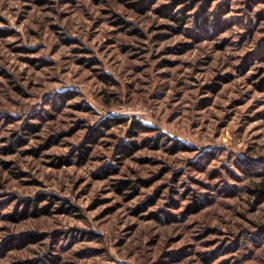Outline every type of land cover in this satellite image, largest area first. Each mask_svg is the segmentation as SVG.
Listing matches in <instances>:
<instances>
[{
	"label": "rangeland",
	"instance_id": "obj_1",
	"mask_svg": "<svg viewBox=\"0 0 264 264\" xmlns=\"http://www.w3.org/2000/svg\"><path fill=\"white\" fill-rule=\"evenodd\" d=\"M0 264H264V0H0Z\"/></svg>",
	"mask_w": 264,
	"mask_h": 264
}]
</instances>
